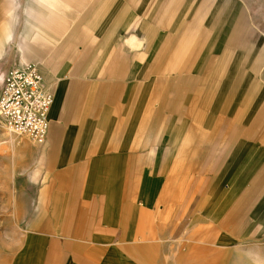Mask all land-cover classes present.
Instances as JSON below:
<instances>
[{
    "label": "crops",
    "instance_id": "1",
    "mask_svg": "<svg viewBox=\"0 0 264 264\" xmlns=\"http://www.w3.org/2000/svg\"><path fill=\"white\" fill-rule=\"evenodd\" d=\"M28 62L54 98L9 264H231L264 232L242 0H0L1 80Z\"/></svg>",
    "mask_w": 264,
    "mask_h": 264
},
{
    "label": "rangeland",
    "instance_id": "2",
    "mask_svg": "<svg viewBox=\"0 0 264 264\" xmlns=\"http://www.w3.org/2000/svg\"><path fill=\"white\" fill-rule=\"evenodd\" d=\"M242 3L246 15L264 37V0ZM40 144L7 130L0 120V264L10 263L22 236L28 207L43 179ZM231 261L264 264V232L235 250Z\"/></svg>",
    "mask_w": 264,
    "mask_h": 264
},
{
    "label": "built area",
    "instance_id": "3",
    "mask_svg": "<svg viewBox=\"0 0 264 264\" xmlns=\"http://www.w3.org/2000/svg\"><path fill=\"white\" fill-rule=\"evenodd\" d=\"M53 91L34 62L7 70L0 85V120L4 127L43 143L49 125Z\"/></svg>",
    "mask_w": 264,
    "mask_h": 264
}]
</instances>
